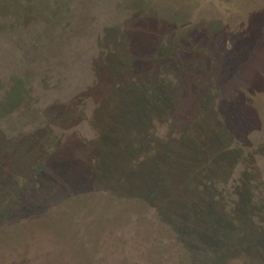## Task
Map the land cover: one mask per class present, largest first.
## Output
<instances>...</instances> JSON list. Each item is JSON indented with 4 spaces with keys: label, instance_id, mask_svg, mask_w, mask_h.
<instances>
[{
    "label": "rangeland",
    "instance_id": "374dc122",
    "mask_svg": "<svg viewBox=\"0 0 264 264\" xmlns=\"http://www.w3.org/2000/svg\"><path fill=\"white\" fill-rule=\"evenodd\" d=\"M12 218L73 264H264V0H0Z\"/></svg>",
    "mask_w": 264,
    "mask_h": 264
},
{
    "label": "flooded vegetation",
    "instance_id": "af4514ba",
    "mask_svg": "<svg viewBox=\"0 0 264 264\" xmlns=\"http://www.w3.org/2000/svg\"><path fill=\"white\" fill-rule=\"evenodd\" d=\"M153 173L158 174V171ZM160 174H162V172H160ZM70 204L71 202H67L66 204L67 207L66 206L65 207L69 208L71 206ZM65 207L62 208L64 209ZM62 208L59 209L56 208V209L62 211ZM6 210L7 209L3 211L1 217H4V215H6L5 214ZM52 210L55 211L54 208H52ZM13 214L14 213L11 211L9 218H11ZM249 214L250 213L248 212L246 215L247 220H249V216H250ZM247 220L246 223H248ZM158 226H160V224ZM102 227L103 225H96V226L93 225V229L91 230L92 233L90 236L99 235L98 232L102 233L103 232V230L101 229ZM8 228L10 229L9 234L7 235L0 234V237H4V239L2 240L0 239V245L11 249L6 250L5 255H3L2 252L0 253V264H73V263H81L80 260L82 258L84 259L85 262L88 261L86 256L87 254H85V252H83V254H79V253H73L71 251L61 250L58 249L59 245H56L52 242L51 243L45 242L46 240L42 241L39 235L40 234L39 231L37 234H33V235L16 233V231L20 232L23 226L22 224L19 225V223L13 218L10 219ZM256 237H257L256 232L254 233L252 230L250 232L248 231L245 236L237 240V244L235 245L238 247L239 246L238 244H242L244 245L243 249L247 251L249 250L250 247L256 244V240H257ZM65 240L67 241V239ZM65 240L61 241L62 246H66L67 242ZM152 240L155 243H162V241H160L157 237L154 238V236ZM16 242H20L22 246L19 247L18 251L12 249V247L18 244V243L16 244ZM41 242H44L43 248L38 249L37 246H39ZM63 242H65L66 244H64ZM96 255L97 252L96 251L93 252L92 256L96 257Z\"/></svg>",
    "mask_w": 264,
    "mask_h": 264
},
{
    "label": "trees",
    "instance_id": "16d2710c",
    "mask_svg": "<svg viewBox=\"0 0 264 264\" xmlns=\"http://www.w3.org/2000/svg\"><path fill=\"white\" fill-rule=\"evenodd\" d=\"M143 93H144V95H146V93L145 92H143L142 91V96H143ZM145 99V101H148L149 102V100H151V103H149V106L147 107V109H150L152 106L150 105V104H153L154 102H159L160 103V101H161V95H154V94H152V95H146L145 97H144ZM6 100V99H5ZM4 101V100H3ZM2 101V102H3ZM154 106H155V104H154ZM2 114V113H1ZM3 115H5V114H3ZM241 148V146L240 147H234V148H231V150H230V152H232V153H235L234 151H236V150H238V149H240ZM239 151V150H238ZM240 155V154H239Z\"/></svg>",
    "mask_w": 264,
    "mask_h": 264
}]
</instances>
